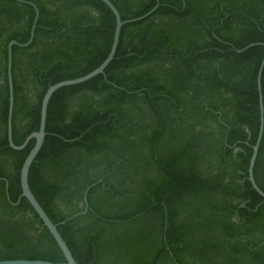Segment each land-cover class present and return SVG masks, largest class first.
Segmentation results:
<instances>
[{
	"label": "trees",
	"instance_id": "trees-1",
	"mask_svg": "<svg viewBox=\"0 0 264 264\" xmlns=\"http://www.w3.org/2000/svg\"><path fill=\"white\" fill-rule=\"evenodd\" d=\"M12 47V142L49 86L107 57L101 0H24ZM125 23L104 73L51 96L29 188L78 264H264V199L248 181L259 130L264 0H109ZM31 5L0 0V261L65 262L21 196L34 145L7 140V45ZM252 46H249L251 45ZM264 120V66L260 79ZM253 178L264 192V125Z\"/></svg>",
	"mask_w": 264,
	"mask_h": 264
},
{
	"label": "water",
	"instance_id": "water-1",
	"mask_svg": "<svg viewBox=\"0 0 264 264\" xmlns=\"http://www.w3.org/2000/svg\"><path fill=\"white\" fill-rule=\"evenodd\" d=\"M16 1H18L20 3H26V4L31 5L34 9L35 16H34L33 23H32L31 29H30V35H29L28 41L26 43H23V44H20L16 41H10L7 45V79H8V90H9V100H8L9 105H8V118H7V140H8L9 146L14 150H22L27 146V144L31 140H34V145L30 149L26 158L24 159V162H23L21 169H20L19 181H20V187H21V196L24 197L28 201L30 206L33 208L35 213L38 215L39 219L42 221L43 225L47 228V230L52 235L53 239L57 243L60 251L62 252V254L65 258V262L53 263V262L41 261V260H3V261H0V264H78L74 260V258L72 257V254H71L70 250L68 249L66 243L64 242V240L62 239V237L58 233L56 225H54L51 222V220L48 218V216L46 215L44 210L41 208V206L39 205V203L35 199L34 195L32 194V192L29 188V184H28V173H29L30 166H31L32 162L34 161L35 157L37 156L38 152L40 151V149L43 145V142H44V138H45V123H46L48 103H49V100H50L51 96L53 95V93L55 91H57L58 89L66 87V86H73V85L81 84L83 82H86V81L92 79L93 77H95L97 75L103 74L105 68L112 61L114 54L116 52V48H117V44L119 41L120 31H121L122 25L125 23L134 22V21H137V20L144 18L145 16L149 15L156 7L153 8L151 11H149L146 15H144L142 17L127 20V21H122L120 18V15H119L117 9L114 7V5L109 0H101L111 10V12L113 13L114 18H115L113 40H112V44H111V47H110V50H109L107 57L104 59V61L96 69L89 72L88 74H86L82 77L76 78V79L61 81V82H58L56 84L49 86L48 89L45 91L43 97H42L41 106H40V119H39L38 130L35 132H32L30 135H28L21 145L16 146L12 142V132H11V129H12L11 117H12V109H13V88H12V77H11L12 47L18 46L21 48H25L28 45H30V43L32 42L33 37H34L36 22H37L38 16H39L38 8L33 3L28 2V1H24V0H16ZM249 46H252V44ZM263 66H264V56H263V59L261 61L259 71L257 74V88L259 91V108H260L259 130H258L256 142H255L254 146L252 147V154H251V157L249 159V165H248V170H247V173H248L247 178H248V181L250 182L252 188L264 199V192L259 189V187L255 183V180L253 178V167H254L256 156L258 153V148H259L260 140L262 137L263 125H264L262 97L260 94V79H261V72H262Z\"/></svg>",
	"mask_w": 264,
	"mask_h": 264
}]
</instances>
